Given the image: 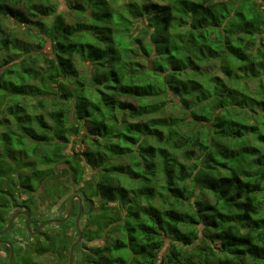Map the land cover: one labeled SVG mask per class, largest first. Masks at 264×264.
<instances>
[{"label": "trees", "instance_id": "obj_1", "mask_svg": "<svg viewBox=\"0 0 264 264\" xmlns=\"http://www.w3.org/2000/svg\"><path fill=\"white\" fill-rule=\"evenodd\" d=\"M263 5L74 0L68 20L51 0H0V229L4 179L29 207L40 187L61 197L59 166L79 183L87 165L88 264H264ZM46 238L36 252L62 258Z\"/></svg>", "mask_w": 264, "mask_h": 264}, {"label": "flooded vegetation", "instance_id": "obj_2", "mask_svg": "<svg viewBox=\"0 0 264 264\" xmlns=\"http://www.w3.org/2000/svg\"><path fill=\"white\" fill-rule=\"evenodd\" d=\"M74 154V153H73ZM72 154V156H73ZM84 165V169H85ZM25 170V169H24ZM12 177H11V181H20V173L19 172H14L12 173ZM6 180L4 183H2V188L5 189L6 193H4L3 197L5 199H8V201L10 200V206H7L6 208L2 209V213L4 212L5 216L8 217V219L6 220V222L3 224V227L0 229V264H10V258H9V245L6 243V241L10 242L13 248V255H12V264H42L41 263V259H39L44 253H49V254H53L56 260V264H59L61 257L60 254H58L57 249L55 251H46L44 253H37L36 252V248L41 245V244H45V242L47 241L46 237L50 236L53 241L55 242V247H57L58 249L61 248L59 247L62 244V241L64 243L65 240L64 239V234L62 232H58L56 230L53 229H48V230H44V227H41L39 229V231L37 233H34L33 231H35L37 229V227L43 222V218L37 219V214H35V212H33V208L36 210L40 207L41 205V199L39 198L40 194L42 193V188H38L36 191H33V196L34 199L32 202H30L29 207L25 206V202L26 199L28 197L27 194H25L24 192H20L19 190L16 191L15 189L12 190V195L9 194V191H11V189L9 190V179H4ZM86 181L88 182L89 180H84L82 182L86 183ZM83 183V184H84ZM11 186V185H10ZM80 193L78 194H71L68 196V199L66 200L67 204H66V208L63 211V214L60 215L59 218H63L65 216H67L66 220L63 223V225H61L62 227H71V223H72V227L75 230L76 233V239L78 237V233H77V229H76V223H78L79 228L81 230V237L79 242L77 243V245L74 248V255H73V262L72 264H88L87 262V256L86 254L89 252V247H88V243L89 241L86 239V236L83 235V231L84 228H86V223L89 222V214L93 213L90 212V204L93 200L94 197H92L91 199H89L85 194H83V192L80 190ZM63 195H61L60 200H62ZM97 198V197H95ZM51 199L54 201L55 206L58 202V197H57V193L54 192L53 196L51 197ZM98 200V199H97ZM98 202V201H97ZM53 203V204H54ZM98 205V204H97ZM23 211H27L29 213V229L28 230L26 228L25 225V221H26V216L25 214H23ZM11 213L10 215H8V213ZM18 213V214H17ZM14 214H17V216L14 218V220L12 221L10 227L4 232L1 233V231L5 228L8 220L10 219V217ZM55 215V214H53ZM22 219V225L21 227H18L19 229V239L16 240L15 238H11L9 236V233L11 230L15 229V224L13 225V223H16L17 220ZM54 217H50L48 219H51ZM85 218V220H84ZM80 222H82V226L80 224ZM55 223V222H54ZM61 223H58L59 225ZM57 224V223H56ZM81 226V227H80ZM66 228V227H65ZM87 229V228H86ZM28 234V236L31 237V239L33 240V242L31 244H27V242L25 241L26 235ZM74 239L71 244L76 240ZM85 244L84 247H82L83 245L80 244ZM18 244V247H17ZM70 244V246H71ZM70 246L68 249V253H67V264H68V258H69V250H70ZM81 249L82 252V258L77 261V257H75L77 255V250ZM37 256V258H36Z\"/></svg>", "mask_w": 264, "mask_h": 264}, {"label": "rangeland", "instance_id": "obj_3", "mask_svg": "<svg viewBox=\"0 0 264 264\" xmlns=\"http://www.w3.org/2000/svg\"><path fill=\"white\" fill-rule=\"evenodd\" d=\"M52 2H54L57 6V11H59L60 13H62L68 20H72L75 18V14H74V9H73V5H74V0H51ZM122 1V0H121ZM264 7V5H263ZM88 12V11H86ZM52 17L50 16L49 19H51ZM6 24L10 27V29L16 33V35L18 37H20L22 39V41L24 42H28L32 45H34L37 40L33 37H29V35H31L33 32L26 30L23 26L18 25L12 21H6ZM40 49V48H38ZM42 52H44L45 54L52 56V52H51V45H50V41L47 40L46 43L44 44V47L42 49H40ZM76 67L78 68L80 73H84L85 72V68H86V64L85 62L80 61L79 59H76ZM254 84V81H250L249 82V86L252 88ZM173 114H180V112L177 111V108H175L174 110H172ZM88 142L86 140H78L75 143H68L65 151L67 154L71 155L73 153H80L81 151L87 149L88 147ZM68 165L64 164L59 166V172H58V178L57 181L60 183H63L64 187V192H63V198L62 200H60V198L58 199V202L55 206L54 201L51 199V197L48 195L49 191L48 189H46L45 191H43L39 198L41 199V205L38 209H34L33 208V212H35V214H37V219L43 218V221L47 220L50 217H54V218H59L60 215L63 214V211L66 208V200L68 199V196L71 194H78L80 193L79 191L83 188V182H79V183H75L72 179V176L70 174V169L67 168ZM69 172V173H68ZM97 177V171L95 169H92L88 166H85L84 169V173H83V179L84 180H90V179H94ZM83 180V181H84ZM196 193L198 192V190L195 191ZM160 199L161 198H157L155 201L160 203ZM97 198H93L91 204H90V212H94V210L96 209V205H97ZM54 203V204H53ZM11 213L9 212L8 215H10ZM55 214V215H53ZM90 215V214H89ZM85 220V218H84ZM22 219L19 218V220L16 221L15 223V229L11 230L9 233V236L11 238H15L16 243L17 240L19 239L18 235H19V229L18 227H21V222ZM81 226H82V222H80ZM80 226V227H81ZM66 227V228H65ZM62 227L61 225H59L58 223H48L45 225L44 230H48V229H53L56 230L58 232H62L64 234V243L62 241V244L59 247H62V258L59 262V264H67V253H68V249L69 246L71 244V242L76 239V233L74 228L72 227V223H71V227ZM49 231V230H48ZM26 238L25 241L27 242V244H31L33 242V240L31 239L30 236H28V234H25ZM177 245H179V247L181 249H186L189 246H191L190 244H184L182 242H178L175 241ZM100 244V241H92L89 242L87 245L88 247L90 246H96ZM64 245H66L64 247ZM83 245L82 247H84V243L80 244ZM168 246H169V239L166 240V243L164 244L163 248L160 250L159 252V256L157 258V263L160 260V257L164 254H166V252L168 251ZM18 247V244H17ZM64 247V248H63ZM65 248H67V251L64 250ZM82 252L81 249L77 250V255L75 257H77V261H79L82 258ZM37 258V256H36ZM39 259H41V263L42 264H56V260L54 255L49 254V253H44Z\"/></svg>", "mask_w": 264, "mask_h": 264}, {"label": "water", "instance_id": "obj_4", "mask_svg": "<svg viewBox=\"0 0 264 264\" xmlns=\"http://www.w3.org/2000/svg\"><path fill=\"white\" fill-rule=\"evenodd\" d=\"M23 214H25L26 216V221H25V225H26V228L28 230L29 229V213L27 211H23L22 212ZM18 214V213H17ZM17 214H14L10 217V219L8 220L5 228L1 231V233H4L11 225L12 221L14 220V218L17 216ZM67 216L63 217V218H51V219H47L45 221H43L35 231H33L34 233H37L39 231V229L43 226H45L46 224L48 223H52V222H55V223H61V222H64L66 220ZM76 229H77V233H78V237L77 239L71 244L70 246V250H69V258H68V264H72L73 262V255H74V248L75 246L77 245V243L79 242L80 240V237H81V230L79 228V225L78 223H76ZM6 243L9 245V258H10V264H12V255H13V248H12V245L10 242L6 241Z\"/></svg>", "mask_w": 264, "mask_h": 264}]
</instances>
